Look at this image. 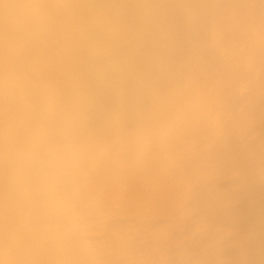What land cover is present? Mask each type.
<instances>
[{"label": "clouds", "instance_id": "obj_1", "mask_svg": "<svg viewBox=\"0 0 264 264\" xmlns=\"http://www.w3.org/2000/svg\"><path fill=\"white\" fill-rule=\"evenodd\" d=\"M0 6L14 21L0 33V242L11 264H170L167 241L226 245L229 182L243 174L227 161L264 143V2ZM103 155L172 193L163 223L132 230L97 200Z\"/></svg>", "mask_w": 264, "mask_h": 264}, {"label": "bare ground", "instance_id": "obj_2", "mask_svg": "<svg viewBox=\"0 0 264 264\" xmlns=\"http://www.w3.org/2000/svg\"><path fill=\"white\" fill-rule=\"evenodd\" d=\"M25 3L27 0H15ZM92 4L137 5L152 3L155 0H82ZM258 10L264 0H233ZM129 19L135 17L124 13ZM14 21L7 22L0 6V33L7 26L9 30ZM11 119V116H9ZM5 114L0 109V138L4 133ZM253 158L233 155L229 166L243 170V174L229 182L231 196L226 215L236 229V235L226 245L205 241L202 244L185 248L172 241L166 243L174 250L164 259L170 264H264V182L259 179L264 168V143L259 139L253 144ZM93 191L100 203H107L126 219L122 221L130 229L141 225L153 227L163 223L162 212L172 201V193L150 176L139 173L131 161L112 155H103L97 161ZM9 264L14 257L11 252L5 256L0 242V264Z\"/></svg>", "mask_w": 264, "mask_h": 264}]
</instances>
